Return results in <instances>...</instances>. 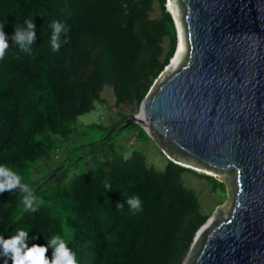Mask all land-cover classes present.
Wrapping results in <instances>:
<instances>
[{
    "label": "trees",
    "instance_id": "1",
    "mask_svg": "<svg viewBox=\"0 0 264 264\" xmlns=\"http://www.w3.org/2000/svg\"><path fill=\"white\" fill-rule=\"evenodd\" d=\"M155 1L161 8L159 19L151 16ZM26 18L35 23L30 52L11 40L15 25L26 28ZM54 20L69 28L67 43L63 30L59 34L58 51L51 48ZM0 23L9 36L0 60V165L19 175L36 196V210L31 211L24 207L20 188L0 193V237L23 228L36 237L29 240L31 246L46 245L59 235L77 264H181L208 218L196 191L184 184V174L225 186L208 173L167 157L165 168L157 170L139 152L125 159L117 151L96 153L92 165L66 182L35 177L38 163L63 141L69 155L62 163L71 166L88 149L84 158L100 143L115 140L120 128L103 142L77 145L76 122L104 102L107 84L119 104H140L146 97L177 46L166 0H0ZM164 35L169 36L166 53ZM132 126L150 138L139 124ZM132 196L142 201L135 214L127 204ZM52 252L49 247L50 260Z\"/></svg>",
    "mask_w": 264,
    "mask_h": 264
},
{
    "label": "water",
    "instance_id": "2",
    "mask_svg": "<svg viewBox=\"0 0 264 264\" xmlns=\"http://www.w3.org/2000/svg\"><path fill=\"white\" fill-rule=\"evenodd\" d=\"M179 3L184 60L101 142L139 124L175 163L229 172L236 196L196 232L187 264H264V0Z\"/></svg>",
    "mask_w": 264,
    "mask_h": 264
},
{
    "label": "rangeland",
    "instance_id": "3",
    "mask_svg": "<svg viewBox=\"0 0 264 264\" xmlns=\"http://www.w3.org/2000/svg\"><path fill=\"white\" fill-rule=\"evenodd\" d=\"M169 1L170 0H166V9L171 13L173 17L178 41L179 26L177 24L173 12L169 9ZM174 1L179 7V14L182 18L180 20L182 21V27L185 32L183 10L180 6L179 0ZM151 16L154 19H159L161 17V8L157 1H155L154 8L151 11ZM162 45L166 53L169 45L168 35L163 36ZM186 53L187 48L179 65L177 67L172 68L170 72L167 71L165 74L161 73L159 77L155 80L148 93H152L160 83L166 81L175 73V71L180 67L182 61L184 60ZM102 97L104 98V102L97 103L96 107L93 110L79 116L76 122V128L80 132L79 136L76 134V136L78 137L76 139L77 145H85L93 142L100 143L104 138L103 135L105 134L107 127H109L112 123L116 122L122 115L138 114L142 104V102L140 104H137L135 102H128L122 104L117 103L114 90L112 86L108 84L104 87ZM122 119L123 118L121 117L120 120ZM114 139L115 140H113V142H110L105 146H102V143H100V146L97 150H95L93 153L89 154L86 158H84L86 153L90 150L88 149L85 153L77 157V160L79 161L76 160L77 162L75 161L76 163L71 166H69L67 163H62V161L66 160L69 155L68 150L66 148L67 142L63 141V146L57 152L51 153L50 156L45 157L41 162L38 163V166L35 170V177L36 179H44L45 177H47L48 179L54 173L57 172L54 176L56 177L54 182H66L74 174L81 173L83 170L88 168V166L92 165V161L96 153L99 156L103 155L104 153L108 155L111 152L117 151L123 152V154L130 153L128 158L132 157L135 152H139L146 157V161L149 166H152L157 170H162L165 168L167 163V156L153 139H146L143 134H140V129L137 126H132L127 129H120L119 133L115 136ZM77 154L78 151L75 150L73 152V157H76ZM184 166L192 168L194 167L186 164ZM193 169L198 170V173H208L207 175H211L218 181L223 182V184H225V186H218L214 185V183L208 181L202 176H196L191 173L184 174V184L187 187H191L196 191L201 203V209L205 214L208 215V218L205 222L207 223L208 220L213 216L214 220L216 219V216L221 207L232 204L236 196V192L235 190H233L234 186L231 184V180L233 178L231 174L226 171L222 173H216L206 171V168L204 171L198 168ZM192 245L193 241L188 252L184 256L181 264H187V260L190 257V249H193Z\"/></svg>",
    "mask_w": 264,
    "mask_h": 264
},
{
    "label": "clouds",
    "instance_id": "4",
    "mask_svg": "<svg viewBox=\"0 0 264 264\" xmlns=\"http://www.w3.org/2000/svg\"><path fill=\"white\" fill-rule=\"evenodd\" d=\"M25 27H17L15 25V32L11 36V40L18 44L20 49L24 52H30V45L35 38V23L33 19H25ZM53 35L51 38V48L53 51H58L61 47L59 41V34L63 30L64 43H67L69 31L68 26L62 21L54 20L52 22ZM9 36L4 31V24L0 23V60L4 58L5 50L9 47ZM130 153H125L124 158L127 159ZM106 188H110L111 185L105 182ZM20 188L25 195L23 196V203L26 210L35 211L36 196L33 194L32 189L26 183H21V178L4 165H0V193L5 190H12L14 188ZM127 204L133 214L142 210V201L139 196H132L127 199ZM123 203H117L118 209L123 208ZM29 232L23 228L15 230V234L4 238L0 237V257H3V264H77L75 259V253H73L68 247L66 241L59 235H53L51 239L47 240L46 245L32 244L29 246V240L36 237H29ZM49 247H53L51 260L46 256V252Z\"/></svg>",
    "mask_w": 264,
    "mask_h": 264
},
{
    "label": "bare ground",
    "instance_id": "5",
    "mask_svg": "<svg viewBox=\"0 0 264 264\" xmlns=\"http://www.w3.org/2000/svg\"><path fill=\"white\" fill-rule=\"evenodd\" d=\"M168 6H169V9L173 12V14H174V16L176 18L177 24L179 26V45H178V49H177L176 54L173 56L174 58L172 59L171 65L167 68L168 71L170 72V70L172 68H174V67H177L179 65L180 61L182 60L183 55L185 54V51H186V48H187V41H186V35H185V32H184V29L182 27V23H181L182 21L180 20L182 18L180 17V14H179L178 5L176 4V2L174 0H170ZM193 166H194L193 168H198V169L203 170V171L205 170V168H203V167H201L199 165H193ZM206 171H210V170L206 169ZM210 172H212V171H210ZM213 220H214V216L211 217L208 220V222L201 227V229L197 233V237L202 234V232L205 230V228L207 226H209L211 224V222H213Z\"/></svg>",
    "mask_w": 264,
    "mask_h": 264
}]
</instances>
